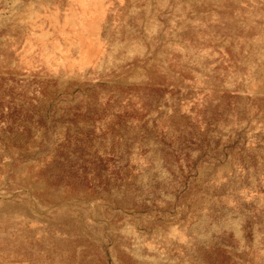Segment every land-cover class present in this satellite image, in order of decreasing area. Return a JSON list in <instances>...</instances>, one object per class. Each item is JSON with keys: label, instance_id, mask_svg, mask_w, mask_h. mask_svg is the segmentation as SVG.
Listing matches in <instances>:
<instances>
[{"label": "rangeland", "instance_id": "obj_1", "mask_svg": "<svg viewBox=\"0 0 264 264\" xmlns=\"http://www.w3.org/2000/svg\"><path fill=\"white\" fill-rule=\"evenodd\" d=\"M0 264H264V0H0Z\"/></svg>", "mask_w": 264, "mask_h": 264}]
</instances>
